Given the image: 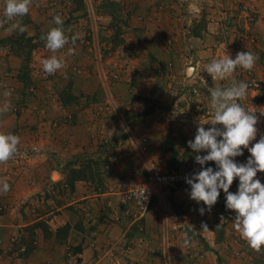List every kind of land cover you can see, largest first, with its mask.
Masks as SVG:
<instances>
[{"label": "crops", "instance_id": "1", "mask_svg": "<svg viewBox=\"0 0 264 264\" xmlns=\"http://www.w3.org/2000/svg\"><path fill=\"white\" fill-rule=\"evenodd\" d=\"M89 1L101 6L109 24L107 28H64L69 43L55 53L63 58L64 66L52 75L42 66L43 60L53 55L41 39L47 28H40L35 37L38 43L34 50L39 53L31 70L23 67L25 59L17 54L15 42L3 40L15 31L0 28V108L9 105L7 111L0 112V132L20 137L17 153L0 163V181L7 180L10 185L7 193L0 192V207L7 211L0 213V238L9 240L11 233L19 231L18 237L29 249L22 258L14 254L15 258L0 261L264 264V248L259 252L251 249L235 230L234 210L220 225L221 231L219 224L212 227L188 213L172 216V223L180 227L172 230L166 245L163 222L158 228L154 222L159 205L156 208L153 203L136 216L142 228L138 234L125 233L124 222L116 223L109 216L112 206L118 204L120 190L143 180L149 163L160 162V145L164 147L179 134L177 121L172 120L174 100L181 106L188 92L196 88L194 105L211 109L210 88H225L233 79L246 78L239 67L231 77L217 81L205 70L213 59H235L234 49L241 47L238 32H246V26L236 7L239 0H193V8L186 0ZM253 3L256 19L250 31L257 36V43L241 51L258 57L251 71L264 84V0ZM71 10L79 17L85 13L75 6ZM88 10L90 16H99L95 7L93 13ZM112 17L119 19V28L108 22ZM76 33L82 39L73 45L71 36ZM225 43L231 45L230 51ZM29 80L36 82L37 97L28 94ZM6 90L8 97L4 96ZM96 97L101 99L96 101ZM113 101L128 119L140 106L141 116L131 118L130 127L136 135L149 137V152L141 154L130 141L118 114L111 112ZM180 109L184 110L183 105ZM196 122L184 119V133ZM95 160L102 161L98 171L108 188H102L88 171L80 174ZM105 162H115L116 166L107 167ZM235 182H239L238 177L229 188L233 193L237 192ZM190 192H173L179 194L182 209L190 206ZM36 204L41 212L31 217L29 211ZM119 205L125 210L130 204ZM223 206L226 193L221 189L214 211ZM203 224L209 230L202 229ZM185 238L191 241L187 246Z\"/></svg>", "mask_w": 264, "mask_h": 264}, {"label": "clouds", "instance_id": "2", "mask_svg": "<svg viewBox=\"0 0 264 264\" xmlns=\"http://www.w3.org/2000/svg\"><path fill=\"white\" fill-rule=\"evenodd\" d=\"M30 6L31 0H6L5 20L0 23L27 15ZM53 19L57 26L41 36V39L46 41V48L53 53L42 62L43 71L49 75L55 74L64 66L63 58L57 57L55 53L69 43L61 15L57 14ZM9 30H18L22 34L27 28L16 22L11 24ZM77 39H82L81 34L72 35L71 43L74 45ZM257 59L258 57L251 51H241L236 54L235 59L231 56L213 59L205 66V70L213 81L224 80L231 77L238 67L251 71ZM248 88L247 82L233 79L225 88L217 86L209 89L212 119L207 122L200 121L195 139L189 140L188 144L194 152L207 151V155L197 154L196 162L205 165L208 161H214L218 170L204 167L190 178H186V182L191 186L190 198L197 203L202 201L208 211L217 203L222 189L226 193V208L235 211V230L251 249L259 252L264 248V183L256 177L258 172H264V136L250 146L258 132L256 128L258 117L255 114L257 109L246 108L238 102L247 97ZM4 96H10V92L6 90ZM8 108L9 105L6 103L0 108V112H5ZM259 111L264 114V108ZM205 123H211L212 127L206 130ZM19 143L18 135L0 132V163H6L17 153ZM244 149L251 155L246 163L238 164L234 158L243 155ZM237 177L238 191L233 193L229 188ZM0 185H2L0 192L7 193L10 190L7 180L0 181ZM139 196L142 200L147 199L146 189ZM199 212L203 215L205 208L201 207ZM223 221L222 216L221 223ZM202 229L209 230L207 224H203ZM190 243V239L185 238L184 245Z\"/></svg>", "mask_w": 264, "mask_h": 264}, {"label": "rangeland", "instance_id": "3", "mask_svg": "<svg viewBox=\"0 0 264 264\" xmlns=\"http://www.w3.org/2000/svg\"><path fill=\"white\" fill-rule=\"evenodd\" d=\"M57 2L54 4V2ZM102 3V2H101ZM100 3V4H101ZM90 4H93L92 7L96 8V10L99 13V16H93L88 14V9L90 7ZM2 6H6V0H0V21H4V9ZM75 6V8L83 9L85 13H83V16L79 15H74L73 10H71V7ZM102 7H107L103 6ZM101 6L98 4H95V2H90L89 0H31V6H30V11L27 15L23 17H16L12 21H9L7 23H0V28H10L12 23L19 22L23 26H26L27 31L24 33H20L18 30H16L12 35L7 36L6 39L3 40H13L16 45V51L17 54L22 55L25 59V68L31 70V68L34 67V62H37L35 58L38 56V51H35L34 49L37 46L38 41L35 40V37L39 35V30L40 28H47L46 31L48 32L51 28L56 27L54 23V16L57 14H60L62 19H63V28H107L106 26L109 24L107 23V18L106 15L103 14V11L100 10ZM97 18V20H96ZM113 17L111 18V20ZM96 22V23H95ZM108 22H113V24L116 25L114 28H119V19L114 17L112 21ZM244 23V22H243ZM245 26V23H244ZM243 26V28H244ZM239 28V27H237ZM46 32V33H47ZM237 32V31H236ZM102 37V35H101ZM242 37V32H238V42L241 45L240 48L234 49L235 51L240 52L243 49H246L247 46L245 42L241 41ZM242 44H245L242 48ZM256 45V44H255ZM254 46V45H253ZM248 50V48L246 49ZM234 53V51H233ZM26 72V71H25ZM36 83V82H35ZM35 83L32 81H26L27 86L29 87V92L28 93L32 97H37V88H35ZM188 87V85H185ZM188 89V88H187ZM190 89V88H189ZM189 93V94H188ZM187 94L186 101L184 103H175L176 99L173 102V119L174 121H177V127L179 134L176 135V139L172 140L170 142H165L164 147L160 145L159 151H160V159H159V166H163L166 168L170 169H176L184 166L188 161H190L192 158H194L197 154H200L201 152L197 153L194 152L189 144L188 141L191 139H187L184 136V131L186 127H183L182 121L184 119H191L194 120H200L204 116L210 115L211 112H213L211 109H207V107H202V106H195V102L193 101V98H195L194 95H196V92L194 91H189ZM98 98L96 97V101H98ZM104 101V99H102ZM108 104V103H107ZM184 110L180 112V108L182 107ZM194 105V107H193ZM190 107V108H189ZM123 108V106H122ZM135 109V107L132 108V110ZM180 109V110H178ZM123 111V110H122ZM128 111V110H127ZM141 108L140 106L137 105L136 110H133L132 113H129L130 117L133 119V117L136 116L137 119L141 116ZM128 113V112H127ZM175 137V136H174ZM177 143V145H176ZM119 154V153H118ZM105 161V160H103ZM93 164H90V168H85L81 170L80 174L83 172L89 173V175L97 181V183L102 187V188H108V185L105 184L106 179L103 177L101 174H99V163L102 162L101 160H95L93 161ZM116 166L115 162L111 163H104L105 166L110 167V166ZM93 166L96 167L97 169H93ZM165 168V169H166ZM110 174V173H109ZM102 176V177H101ZM118 182V180L116 181ZM133 181L131 180L129 184H132ZM135 183V182H134ZM238 185L239 182L233 185L234 190L238 191ZM231 187V186H230ZM177 195L178 193H172L170 198L168 199V203L171 205V210L170 211V217H183L185 213H188L192 216H196L197 218H200L202 221L205 222H210L212 224V227H215L216 225L219 224L218 230L221 231L220 225L223 224L221 223V217L225 219V217L230 216L231 214L234 213L233 210L227 209L226 206H223L222 209L217 210L216 212L214 211L215 205L212 207L211 211H208L206 209V205L203 204V202L197 203L195 200L190 201V206L187 207V209H182L183 204L179 201ZM188 199V198H187ZM190 199V198H189ZM118 204L115 206H112V212H110V218L116 223H122L123 231H126L125 233H131V234H138L139 231H141V226L139 225L138 221H135L136 216L141 214L142 210L134 203H130V205H125L124 207L127 208L124 210L123 206H120L119 204L123 205L122 202L116 199ZM159 204L155 202V207L157 208ZM160 206V205H159ZM205 208V213L203 215L200 214V212L196 213L195 209L196 208ZM29 210V209H28ZM6 209L3 207H0V213H6ZM41 212L39 205H35L30 211L29 215L31 217L38 216L39 213ZM28 213V212H27ZM156 227L158 228L157 224L160 223L161 221L163 222V217H162V211L159 209V207L156 209ZM121 217H124L123 220H121ZM210 224V225H211ZM209 225V224H208ZM163 228V225H162ZM34 231V230H33ZM7 232V229L5 230ZM19 231H16V234L11 233L9 240L5 237V239L0 238V244L3 245L1 248V253H0V259L3 260L4 257H17V258H22L24 257L23 253H19V250L23 246H27V243L24 241V239L19 238L18 236H21ZM150 232V229L148 230ZM20 234V235H19ZM17 236V239H15ZM14 237V238H13ZM15 251V252H14ZM16 256H15V255ZM15 257H14V256ZM0 264H4L3 262L0 261Z\"/></svg>", "mask_w": 264, "mask_h": 264}, {"label": "built area", "instance_id": "4", "mask_svg": "<svg viewBox=\"0 0 264 264\" xmlns=\"http://www.w3.org/2000/svg\"><path fill=\"white\" fill-rule=\"evenodd\" d=\"M48 1V0H44ZM189 8L196 7V4L193 0H186ZM57 2L55 1L54 4ZM238 14L244 20L246 26V32H242L241 41L245 42L246 46H253L257 43V36L250 31L252 25L256 19V6L253 3V0H239L237 4ZM90 11L93 13L92 4H90ZM214 18H211V21ZM242 44V47L245 46ZM228 51L231 49L229 43H225ZM245 82L249 84L248 95L242 100L238 101L242 106L249 109H257L256 115L258 117V122L256 128L258 129L256 139L253 140L250 146L254 145L259 139L264 136V114H261L259 109L264 108V84L258 79L252 71H246ZM193 91L196 92V88H193ZM139 106V105H138ZM111 112L118 114L122 125L124 127L125 133L128 135V138L133 142L141 154H145L150 151L149 149V137L147 135H136L134 130L130 127L131 118L128 117L116 108V104L112 102ZM212 119L211 115L204 116L201 120L197 121L192 129H189L184 133L185 138L194 140L197 133V129L200 121L207 122ZM130 120V121H129ZM205 129L212 127L211 123L204 124ZM217 127L222 128L223 125H217ZM218 139H220L218 137ZM199 155H207V151L202 150ZM251 153L247 150H243V155L237 156L234 158L235 162L246 163ZM204 167H212L214 170H218V167L214 161H208L205 165H200L196 162L195 157L192 158L184 166L176 169L163 168L158 165L156 162L149 163L146 176L143 180L138 181L134 186L128 187L126 189L120 190L119 198L120 201L124 204L134 203L136 204L142 212L148 211L153 203L157 202L160 205L163 217V236L165 245L169 243L172 230L179 229L180 226L172 223L170 217V211L168 206V199L170 198L173 192L179 190H188L191 191V186L186 182V178H190L196 172L202 170ZM261 178L259 179L261 183H264V172L257 173ZM146 189L147 199L140 198L139 194ZM200 208H196L195 212L198 213ZM207 209V206H206ZM27 247L23 246L20 248L19 253H25Z\"/></svg>", "mask_w": 264, "mask_h": 264}, {"label": "trees", "instance_id": "5", "mask_svg": "<svg viewBox=\"0 0 264 264\" xmlns=\"http://www.w3.org/2000/svg\"><path fill=\"white\" fill-rule=\"evenodd\" d=\"M28 252H29V249H28V247H27V251H26L25 253H23V254H24V256H25V255H27V254H28Z\"/></svg>", "mask_w": 264, "mask_h": 264}]
</instances>
